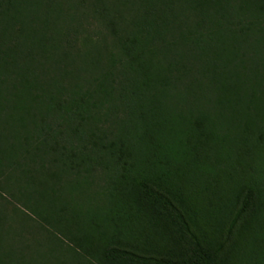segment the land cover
<instances>
[{
    "label": "trees",
    "instance_id": "trees-1",
    "mask_svg": "<svg viewBox=\"0 0 264 264\" xmlns=\"http://www.w3.org/2000/svg\"><path fill=\"white\" fill-rule=\"evenodd\" d=\"M0 200L84 264H264V0H0Z\"/></svg>",
    "mask_w": 264,
    "mask_h": 264
},
{
    "label": "rangeland",
    "instance_id": "rangeland-1",
    "mask_svg": "<svg viewBox=\"0 0 264 264\" xmlns=\"http://www.w3.org/2000/svg\"><path fill=\"white\" fill-rule=\"evenodd\" d=\"M39 224V218L24 203L0 200V255L4 264H84L68 245L41 230Z\"/></svg>",
    "mask_w": 264,
    "mask_h": 264
}]
</instances>
